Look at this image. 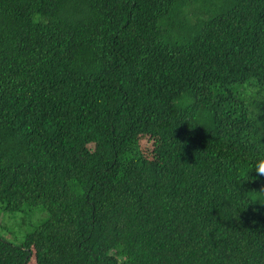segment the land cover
Masks as SVG:
<instances>
[{
	"label": "trees",
	"instance_id": "16d2710c",
	"mask_svg": "<svg viewBox=\"0 0 264 264\" xmlns=\"http://www.w3.org/2000/svg\"><path fill=\"white\" fill-rule=\"evenodd\" d=\"M257 151L264 0H0V264H264Z\"/></svg>",
	"mask_w": 264,
	"mask_h": 264
},
{
	"label": "rangeland",
	"instance_id": "374dc122",
	"mask_svg": "<svg viewBox=\"0 0 264 264\" xmlns=\"http://www.w3.org/2000/svg\"><path fill=\"white\" fill-rule=\"evenodd\" d=\"M192 99L191 93H184L175 97V103L177 106H184ZM151 148V142L146 137H141L134 144L135 156H148ZM25 151L22 148H18ZM16 151V149H14ZM8 154V152H6ZM18 156H20L17 151ZM29 157L25 151L22 157L14 158L15 160H26ZM46 217V212L35 207L29 209L26 206H22V209L15 212H8L0 207V237L18 245L23 238V235L30 231L36 224L42 221ZM31 264V263H29Z\"/></svg>",
	"mask_w": 264,
	"mask_h": 264
},
{
	"label": "clouds",
	"instance_id": "9594fccd",
	"mask_svg": "<svg viewBox=\"0 0 264 264\" xmlns=\"http://www.w3.org/2000/svg\"><path fill=\"white\" fill-rule=\"evenodd\" d=\"M255 171L257 176H249L248 173L250 171ZM257 177H264V151H257L255 155L254 163L251 165V167L246 171L245 175L241 177V181L244 180H254ZM262 195H264V185H261L259 191H256ZM258 201V197L254 200ZM264 204V203H262Z\"/></svg>",
	"mask_w": 264,
	"mask_h": 264
}]
</instances>
